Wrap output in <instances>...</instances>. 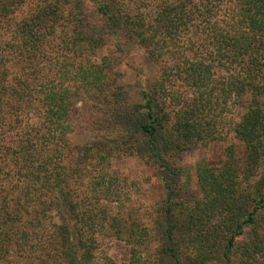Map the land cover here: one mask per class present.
Returning a JSON list of instances; mask_svg holds the SVG:
<instances>
[{
    "label": "trees",
    "instance_id": "1",
    "mask_svg": "<svg viewBox=\"0 0 264 264\" xmlns=\"http://www.w3.org/2000/svg\"><path fill=\"white\" fill-rule=\"evenodd\" d=\"M119 35L159 66L138 100L98 59ZM230 137L190 197L175 158ZM124 155L160 169L151 226ZM0 264H264V0H0Z\"/></svg>",
    "mask_w": 264,
    "mask_h": 264
},
{
    "label": "rangeland",
    "instance_id": "2",
    "mask_svg": "<svg viewBox=\"0 0 264 264\" xmlns=\"http://www.w3.org/2000/svg\"><path fill=\"white\" fill-rule=\"evenodd\" d=\"M125 37L119 35L109 37L107 44L98 52V59L107 55L118 62L116 70L119 73L120 81L126 84L133 99H140L142 89L146 88L154 81L159 72V66L153 63L145 49L136 45L128 46ZM35 115V116H34ZM32 116H38L37 108L33 109ZM81 125L76 124V134L73 135L74 143H84L92 138V134L86 127H91L89 120ZM236 142L230 137L228 140L211 141L208 144H199L183 151L175 162L189 169L191 174L188 195L190 197L200 196L196 166L201 160L217 165L226 158V149L229 144ZM114 168L127 178L125 188L130 192L132 203L137 210L136 215L145 224L152 225L153 218L157 215V210L161 201L166 196L163 183L161 182L160 169L153 164H149L133 156H122L114 161ZM131 248L124 240H119L111 236L101 239L100 255L107 254L118 262L127 261L130 258Z\"/></svg>",
    "mask_w": 264,
    "mask_h": 264
}]
</instances>
